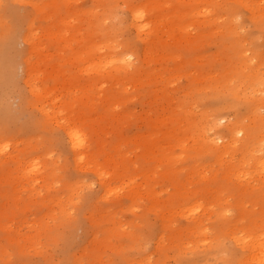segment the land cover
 <instances>
[{
    "label": "rangeland",
    "instance_id": "obj_1",
    "mask_svg": "<svg viewBox=\"0 0 264 264\" xmlns=\"http://www.w3.org/2000/svg\"><path fill=\"white\" fill-rule=\"evenodd\" d=\"M141 1L144 0H0V165L2 166L0 167V264H97L100 259L101 260L98 264H152L156 262H160L162 264H179L181 262V264H222L225 262V260L228 263L225 262L224 264H240L239 260L248 256V250L243 249L235 241L233 235L244 238L248 235L249 230L255 234L262 228L260 226L264 225V183H261L262 181L264 182V179H262V177L264 178V172H262L263 169L260 171L261 169L259 167L258 168L260 170L258 171L255 166V161L258 160L257 156L260 154L259 151L256 150L259 147L260 137L259 134L256 135L250 132L251 130H256L257 127H255L256 121L254 120L255 118L253 117L252 112H248L251 109L249 98L247 95H243L242 93L244 85L247 84H242V81L247 79V77L250 78L252 71H258V69L259 71L264 70V68H262L264 66V52H262L264 51V48L262 49V47H264V16L261 23L252 22V20L249 18V11H247L246 8H243L240 5L238 6V4L229 0H217L219 3V8L217 9L216 15L220 16L218 17L220 19L213 21L214 24L202 25V23H195L194 27L192 26L194 24L189 26V33L188 31H186V33L176 32V38L173 37L174 39H172L168 37L165 39L166 41L164 40V37L160 38L163 39V41L157 43L160 44V46H155L156 49L159 50L157 52V61L155 60L154 63H151L149 68V72L150 70L154 72L152 73V79L150 82L143 83V85H138V87L134 88L131 85L130 88V86L126 84L128 91H125L126 88L122 89V91L110 82H103L105 80L101 81L100 78L99 80L101 83H97L98 81L96 82L98 86L95 84L90 87L88 85V80L93 77H97V75L94 72H80L79 67L82 64L87 65L90 63L91 57L88 58L87 56H83L84 58H80L77 56L73 58L68 57V54L81 46H83L81 49L87 50V48H84V45H88L89 47V38H94L91 40L101 44L105 42L102 39H109L111 43L113 42L112 47L114 48H111V50L115 53L122 52L127 48L132 47V49H135V51L142 53L144 43L140 40V35L137 31V28L132 24L130 11L132 7L141 6ZM258 1L260 2L264 11V2H262L264 0ZM197 5L199 6V3ZM201 5L202 4H200V6ZM229 6L230 8H228ZM161 9V12L165 13L167 11L166 9L168 8L163 5ZM227 9H233L237 14L236 17L238 21H234L231 26L233 27V30L235 29V26L236 30L231 32L232 34L226 32L225 34L223 32V30H225L223 27L229 23V21H227L229 17L226 15ZM145 14L146 13H144L143 18L144 21L146 18L150 20V18ZM55 16H57V19L59 17L65 19L64 23L67 30L64 31L65 40L61 42L57 39H50L44 35V29L47 28L46 26H48V28L52 27V17L55 18ZM222 21L225 22L223 23ZM258 29L261 30L259 31ZM72 31H75V33L73 34ZM142 34L143 33H141V35ZM201 34L203 35L201 36ZM158 35L159 34H157L156 37H158ZM195 35L199 36L197 37ZM156 37L154 38L156 39ZM248 38L250 39L249 41ZM28 39L30 41H34L33 47L35 49L32 46L30 48V44L27 43L29 42ZM234 44L236 46L232 47ZM222 47H224V49H222ZM243 48L245 51L247 50L246 57L243 56L245 55V51H242ZM99 49V51L96 49L94 53L107 54L110 52L107 47H102ZM166 49L173 52L172 56L170 57L165 55V58L159 57L162 56L160 52H167ZM174 49L176 50L174 51ZM37 51L40 52V54H37ZM223 51H225V53ZM174 53L178 55V58L175 59L176 55ZM256 53H260V55H257ZM210 55L212 56L210 57ZM240 55L244 58L240 59ZM128 58H130V60L132 58L131 64H134L133 66L139 65V62L135 60L134 56H130ZM211 58H213V60ZM184 59L186 60L184 61ZM195 60L197 61V64L195 63ZM222 60L223 62H221ZM179 61L183 62V64L182 62L181 64L183 66V72L186 71L184 74L185 77L183 73L178 75L179 77L173 76L171 73V71H174L176 68L182 67ZM31 62L34 63V72H36L35 74L28 69L29 63L31 64ZM228 62H230V64ZM260 62L262 64H260ZM60 66H64L65 68L63 67L64 69H59L58 67ZM63 70L70 72L66 73L69 75V77L66 78V76L61 74ZM188 71H190V73H187ZM57 72L60 73L62 78H66L65 83L63 81L55 83L53 78ZM228 72L230 74H228ZM157 73H159V75ZM156 74L159 77L156 76ZM166 74H170L169 81L168 79L166 80V78L169 76ZM196 76H198L200 79H198ZM220 76L222 78H220ZM174 77L175 79H173ZM194 77L195 79L197 78V82L195 81ZM156 78L158 79L157 83ZM235 78L238 80H235ZM167 82H170L171 84L168 83L167 85ZM162 83H164V85ZM228 83L229 86H227ZM99 84H101V86ZM102 84H104V88L102 87ZM157 84H160L159 86H161V90ZM76 85H78L80 88ZM54 86L55 88H52ZM153 86L155 87L154 91ZM86 87H88V91L90 90L88 92L90 99H88L89 103L85 104L84 106L81 103H83L85 96H81V91L82 88L86 89ZM67 88L71 89L72 92L68 93L69 90ZM93 89H95V92L90 93L91 91H94ZM147 89L148 91H151L148 92ZM98 92H101L100 94L104 93V96L103 94H99V96ZM167 93L171 95L169 96ZM108 94L111 98V102L114 101V103H116V105L112 103L113 107L110 106L111 104H106L107 101L105 100H107L106 97H108ZM91 95L93 96L92 98ZM171 96L173 99H169ZM261 96L264 98V91L261 93ZM165 97L168 98L166 99ZM64 98H76L79 100L78 102L76 101L78 104L75 103V109L78 107L76 109V116L78 119L75 118V115L72 119H75L73 120L75 122L78 120V123L81 121L82 126L84 124L86 129L90 127L87 129L88 140L90 139V141H87V144L90 152L92 153L93 151L92 154L94 160H96L98 163V166H102L100 167L102 172L101 175L98 174V171L94 166H87L86 164L84 165L80 162V164L78 162V164L75 163L76 160L75 157H73L75 156L73 155L74 151L69 144L65 130H63L66 127V123L64 122V116H66V113H64V111L61 112L60 108L61 102ZM93 98V101L98 100V102H91V99ZM157 98H159L161 102ZM54 99H60L61 101L59 100L56 101L57 103H54ZM102 99L103 101H101ZM234 102L236 104H234ZM243 103H247V106H245ZM153 104L156 107H154ZM159 104L161 106H159ZM114 105L116 107H114ZM90 106H93V108ZM109 106L110 108H108ZM100 108H102V111ZM147 110L150 114L147 112ZM261 110L260 114H264V110ZM47 112L51 115H48ZM127 112L129 113V116ZM239 118L241 121H243L244 118L243 123L245 125L247 136H245L246 134L244 135L245 138L243 136L244 140L242 137L238 136V138L240 137L242 140L240 141V138L238 139L241 142H236L238 146L234 143L235 146L230 145V147H224L226 142L230 139L227 128L228 124L235 122ZM54 121H57V124L53 123ZM199 124L203 125V127H199L200 129H203V131H200L202 134L199 135L201 139L193 133L192 135L194 139L192 138L191 134L188 136L187 134L190 133L188 129H192L196 125L200 126ZM248 125L252 127L248 128ZM263 126L264 122L262 127ZM102 130L105 131L102 132ZM175 131L177 133H175ZM149 134L151 136L153 134L155 135L151 137ZM203 134H205V136ZM184 135L186 136L185 138ZM195 135L197 137H194ZM248 135L253 142H250L251 145L244 149V144H246L245 141H248ZM173 138H175L177 141ZM172 140H175L176 142ZM212 140L214 142L216 140V143L212 142ZM132 141L134 142L132 143ZM180 142L181 144L179 145ZM182 142L186 145H184L185 147L183 146L184 148L182 147ZM189 142L193 143L190 144ZM263 143L264 141L261 142V145L264 147ZM228 147L233 151L231 152ZM97 148H99V152L97 151ZM103 148H105V150ZM235 148L239 150L237 151ZM186 149H190V151ZM214 150H217L218 152H214ZM226 150L228 151L230 157ZM208 152L209 154H207ZM212 152L215 153V156ZM255 152H257V154ZM119 153H123L124 155ZM115 154L119 155L116 156L118 158L115 157ZM218 154L222 158H220L222 161L218 158H215L219 157ZM224 154L227 156H223ZM171 155L174 158H172ZM35 156L36 158H34ZM175 156L180 158L182 162ZM18 157L21 159L19 160ZM162 157L164 161L162 160ZM30 158L33 160H30ZM97 158H99L98 161ZM35 159L38 161L40 159L41 161V163L40 161H37L38 171L35 170L34 173L32 172V175L31 173L29 174L27 170H22L23 166L26 165L28 167L26 161H29L30 164H32ZM169 159L171 161H169ZM159 162H162L160 165L162 164L163 168L159 165ZM197 162L202 163L198 164ZM219 162L220 164H218ZM222 162L228 163L222 164ZM21 163L23 164L21 165ZM201 165L204 167H202L203 170H200L199 173L197 170L202 169L200 167ZM243 165L244 167H242ZM249 165H251V167ZM78 166L80 167L78 168ZM248 166L250 168H247ZM253 166H255V168H252ZM38 167H41L39 168L40 170ZM145 167L148 169H145ZM196 167H198L197 170ZM221 168H223L225 171L223 172ZM169 169H172V172L175 170V172L172 173ZM253 169L256 170L257 173L254 172ZM185 170L188 173H185ZM189 170L193 173H190ZM194 170L197 171V173L194 172ZM218 170L222 172L220 173ZM201 171H204V174H202ZM231 171L237 172L232 173ZM213 172L214 174H217H211ZM251 172L253 174H251ZM119 173L121 175H119ZM50 174L52 176H49ZM199 174L204 176L207 174L208 177L205 178L202 175L199 176ZM236 174L243 175H238L240 178L238 177L239 180H237L238 178L236 177ZM163 175H165V178ZM173 175L175 177H173ZM147 176L150 178V180ZM198 176L200 178H198ZM218 176L221 177L219 178ZM190 177L192 179H188ZM105 179L106 181H104ZM177 179H180V181ZM207 179H211L212 181L215 180V183H211V180L206 181ZM169 180L170 182L168 183ZM67 181L68 184H66ZM177 181H179L180 184L177 183ZM201 181L205 182L202 184ZM217 181L218 184L216 183ZM227 181L228 184H225ZM147 182H149V184H146ZM76 183L79 185L77 186ZM131 183L133 186H131ZM107 184H109L111 189L109 193L106 192V188L109 187ZM221 184L222 186H220ZM46 185L48 186V189ZM207 185L209 187H207ZM65 186H67L68 189ZM121 186L124 187V189H121ZM200 186L202 189L203 186L206 188L202 190ZM223 186L225 187L222 188ZM149 187H152V194H150L148 191ZM182 187L184 189L186 188L185 191ZM176 188H178L179 191ZM197 188L200 189L198 190ZM212 188H215V190ZM226 188H229V191L228 189L226 190ZM252 188L257 190L255 191L253 189V191ZM208 189L210 192L207 191ZM189 190L191 191V194L193 193L194 195L191 196ZM200 191H202L204 194H201ZM156 192L158 194H154ZM176 193H179V195ZM167 194L168 196L170 195L171 198H169L170 196L166 197ZM182 194H185L186 196H183ZM224 198L227 199L224 200ZM191 199L193 200L192 204ZM195 201H199L205 210H201V207L198 210L200 215L195 213V211V216H193L190 220V214L192 211L188 212L190 215L189 218L188 213L185 211L182 213L181 209L183 208L182 210H184V207L189 203L190 208L187 209L189 206L185 207V210L187 209L186 211H188L189 209L193 208L191 205L197 204ZM212 203H214V205ZM211 204L213 205L212 207ZM162 207L165 208L162 209ZM178 207L182 208H179L178 210L176 209ZM232 207H235L237 212L234 210L235 208L233 209ZM59 208L62 209L59 210ZM130 208L132 209L130 210ZM174 208L177 211H174ZM133 209L134 211L132 212ZM226 209L227 211H224ZM156 210L160 212L158 213ZM174 212H176V214ZM181 214H187L188 216L183 217ZM213 215H215L216 219ZM93 216L95 218H93ZM217 216L221 217L218 218ZM167 217L169 218L166 219ZM210 219L215 221H209ZM104 220L107 221L104 222ZM172 222H174V224H178L174 226ZM196 223L199 224L200 229L205 228L207 231L202 232V229L199 231L198 229L191 230V228ZM160 228L163 230H159ZM233 228L236 232L232 231ZM212 231H214V233ZM203 233L205 234L204 236L202 235ZM202 237H204V240ZM128 239L130 240L128 241ZM205 240L207 241L205 242ZM201 241H203L204 244L199 243ZM211 241L213 242L212 244ZM181 244H186V246H182ZM210 246H213V248H210ZM241 250L245 253L241 254ZM217 252L218 255L215 254ZM92 253H94L93 256L91 255ZM200 253L203 254L201 255ZM196 254H200L201 256L199 255L197 257ZM230 258L235 259V261H233V259L231 260ZM92 260L93 262H91ZM192 260L194 262H192ZM141 261L143 262L141 263ZM196 261L198 263H196ZM244 262L245 260H243V263Z\"/></svg>",
    "mask_w": 264,
    "mask_h": 264
},
{
    "label": "bare ground",
    "instance_id": "obj_2",
    "mask_svg": "<svg viewBox=\"0 0 264 264\" xmlns=\"http://www.w3.org/2000/svg\"><path fill=\"white\" fill-rule=\"evenodd\" d=\"M229 1H232V2H234V3H236V4H238V6L240 5L241 7H243V8H246V10L247 11H249V14H250V16H249V18H250V20H252V22H255V23H261V21H263L262 20V18H263V16H264V11H263V7L261 6V4H260V2L258 1V0H229ZM262 2H264V1H262ZM141 3H142V5L141 6H139V7H132L131 8V19H132V24L137 28V31H138V33H139V35H140V40L141 41H143V43H144V48L142 49V53H139V52H137V51H135V49H132V48H127L126 50H124V51H122V52H117V53H115V52H113L112 50H111V48H114V47H112L113 45H112V43H111V41L109 40V39H102V40H104L105 42H103V44H101V43H97V42H95L94 40H91V39H94V38H89V47H88V45H84L85 47L84 48H87V50H83V49H81L83 46H81V47H79L78 49H75V50H73V51H71L69 54H68V57H73V58H75V57H80V58H84L83 56H87L88 58H90L91 57V62L90 63H88L87 65H85V64H82L80 67H79V71L80 72H82V71H85V72H87V73H92V72H94L96 75H97V77H93V78H91L90 80H88V85L91 87V86H93V85H95L96 84V82L97 83H101V81H103V80H105V81H103V82H110L111 84H113L115 87H117V88H119V89H125L127 86H126V84H128L129 86L131 85L133 88L134 87H138V85H143V83H148V82H150V80L152 79V73H154L152 70H150V72H149V68H150V64L151 63H154V61L158 58V55H157V52L159 51V50H157L156 49V45H159L160 46V44H157V43H159V42H161V41H163V39H160V38H163L164 37V40L165 39H167L168 37H170V38H172V39H174V38H176V32H184V33H186V31H188V28H189V26L190 25H192V24H194V25H192L193 27L195 26V23H202V25H204V24H214L213 23V21H215L216 19H220V18H218V17H220V16H217L216 15V13H217V9L219 8L218 7V2H217V0H144V1H141ZM199 3V6L197 5ZM222 3V2H221ZM225 3V2H224ZM200 4H202L201 6H200ZM163 5H165V7L166 8H168V9H166L167 11L165 12V13H162L161 12V7L163 6ZM201 8V9H200ZM228 8H230V6L228 7ZM165 10V9H164ZM239 10V9H238ZM240 11V10H239ZM238 11V12H239ZM237 12V13H238ZM144 13H146L145 15H147L149 18H150V20H148V18H146L145 19V21H144ZM226 15H227V17H229L228 18V20L227 21H229V23H227L226 25H225V27H223V28H225V30H223V32L225 33H231V32H233L234 30H236V27L234 26V30H233V27H231L232 26V23L234 22V21H238V19H237V17H236V12L233 10V9H231V10H228L227 9V11H226ZM239 15V14H238ZM248 16V15H247ZM200 18V19H199ZM202 18V19H201ZM221 18H222V15H221ZM223 18H224V15H223ZM143 19V20H142ZM237 19V20H236ZM225 20V19H224ZM249 20V19H248ZM218 21V20H217ZM226 21V22H227ZM65 19L64 18H58L57 19V16H55V18L54 17H52V22H51V26L52 27H49L48 28V26H46L47 28H45L44 29V31H45V36L46 37H48V38H50V39H57L58 41H63V40H65L64 39V31H66L67 30V28L65 27ZM220 22V21H219ZM223 23L225 22V21H222ZM221 22V23H222ZM264 22V21H263ZM262 22V23H263ZM216 23V22H215ZM245 23V22H244ZM243 23V24H244ZM119 24V23H118ZM251 24V23H250ZM92 25V24H91ZM223 25V24H222ZM233 25H235V24H233ZM248 25V24H247ZM261 25V24H260ZM93 26V25H92ZM101 26V25H100ZM103 26V25H102ZM217 26V25H216ZM216 26H215V28H216ZM242 26V25H241ZM263 26V25H262ZM105 27V26H104ZM221 27V26H220ZM215 28H213V29H215ZM219 28V27H218ZM243 28V27H242ZM254 28V27H253ZM252 28V29H253ZM258 28V27H257ZM238 29V28H237ZM222 30V29H221ZM220 30V31H221ZM257 30V29H256ZM259 30V29H258ZM261 30V29H260ZM259 30V31H260ZM190 31H188V33H189ZM195 32V31H194ZM217 32V31H216ZM72 33L74 34L75 33V31L73 32L72 31ZM141 33H143L142 35H141ZM187 33V34H188ZM205 33V32H204ZM225 33V34H226ZM234 33H236V32H234ZM100 34V33H99ZM157 34H159L158 35V37H156L157 36ZM186 34V35H187ZM212 34H213V32H212ZM232 34V33H231ZM80 35V34H79ZM182 35V34H181ZM188 35H190V34H188ZM203 34H201V36H202ZM215 35V34H214ZM252 35V34H251ZM159 36H161V37H159ZM185 36V35H184ZM195 36H197V35H195ZM199 36V35H198ZM197 36V37H198ZM236 36H237V34H236ZM235 36V37H236ZM253 36V35H252ZM251 36V37H252ZM255 36V35H254ZM22 37V36H21ZM97 37H98V35H97ZM154 37H156V39L154 38ZM174 37V38H173ZM229 37V36H228ZM240 37V36H239ZM244 37V36H243ZM250 37V38H251ZM100 38V37H99ZM182 38V37H181ZM185 38V37H184ZM188 38V37H187ZM186 38V39H187ZM201 38H203V37H201ZM201 38H198V39H201ZM210 38V37H209ZM220 38V37H219ZM223 38V37H222ZM225 38V37H224ZM32 39H33V37H32ZM190 39V38H189ZM198 39H196V40H198ZM244 39H245V37H244ZM244 39L242 38V40L244 41ZM259 39V38H258ZM27 40V39H26ZM29 40V39H28ZM246 40V39H245ZM250 39L248 38V41H249ZM264 40V39H263ZM166 41V40H165ZM186 41V40H185ZM203 41H205V40H203ZM226 41V40H225ZM27 42V41H26ZM100 42V41H99ZM174 42V41H173ZM183 42V41H182ZM190 42V41H189ZM222 42V41H221ZM220 42V43H221ZM224 42V41H223ZM27 43H29L30 44V48H31V46L33 47V43H34V41L32 40V41H30L29 40V42H27ZM219 43V42H218ZM243 43V42H242ZM194 44H195V42H194ZM208 44V43H207ZM239 44V43H238ZM119 45V44H118ZM228 45H229V42H228ZM261 45V44H260ZM37 46H39V45H37ZM116 46V45H115ZM156 46V47H155ZM170 46V45H169ZM168 46V47H169ZM190 46V45H189ZM203 46V45H202ZM217 46H218V44H217ZM216 46V47H217ZM234 46H236L235 44L232 46V47H234ZM240 46V45H239ZM264 46V45H263ZM102 47H107V49L110 51L109 53H107L106 51H104L105 53H107V54H98V53H94L95 52V50L97 49H99V48H102ZM161 47H163V46H161ZM183 47V46H182ZM220 47H221V45H220ZM246 47V46H245ZM34 48V47H33ZM40 48V47H39ZM166 48H167V46H166ZM218 48H219V46H218ZM225 48H227V47H225ZM238 48V47H237ZM241 48V47H240ZM239 48V49H240ZM251 48V47H250ZM264 47H262V49H263ZM35 49V48H34ZM33 49V50H34ZM104 49V48H103ZM159 49H160V47H159ZM169 49H170V47H169ZM181 49H183V48H181ZM198 49H201V48H198ZM222 49H224V47H222ZM221 49V50H222ZM228 49V48H227ZM230 49V48H229ZM235 49V48H234ZM100 50V49H99ZM98 50V51H99ZM105 50V49H104ZM167 50V52H164V53H162V52H160V54L162 55V56H159V57H163V58H165V55L166 56H172V53L173 52H171V51H169L168 49H166ZM176 49H174V51H175ZM178 50V49H177ZM187 50V49H186ZM191 50H193V49H191ZM231 50V49H230ZM229 50V51H230ZM241 50V49H240ZM255 50V49H254ZM181 51V50H180ZM180 51H178V52H180ZM214 51V50H213ZM212 51V52H213ZM228 51V52H229ZM239 51V50H238ZM242 51H245L244 50V48H243V50ZM42 52V51H41ZM197 52V51H196ZM208 52V51H207ZM210 52V51H209ZM219 52V51H218ZM224 53H225V51H223ZM246 52H247V50L244 52L245 53V55H243V56H245L246 57ZM252 52V51H251ZM259 52V51H258ZM262 52H264V51H262ZM40 54V52H38L37 51V54ZM187 53V52H186ZM194 53V52H193ZM231 53V52H230ZM249 53H250V50H249ZM30 54V53H29ZM42 54V53H41ZM175 55H176V53H174ZM178 54V53H177ZM184 54V53H183ZM182 54V55H183ZM188 54V53H187ZM208 54V53H207ZM223 54V53H222ZM257 54V53H256ZM175 55H173V56H175ZM206 55V54H205ZM214 55H216V54H214ZM223 55H225V54H223ZM228 55V54H227ZM248 55V54H247ZM257 55H260V53L259 54H257ZM256 55V56H257ZM263 55V54H262ZM130 56H134L135 57V60L136 61H138L139 62V65L138 66H133L131 63V60H132V58H131V60H130V58H128V57H130ZM178 55H176V57H175V59L176 58H178L177 57ZM198 56V55H197ZM196 56V57H197ZM212 55H210V57H211ZM220 56V55H219ZM235 56V55H234ZM243 56H239L240 57V59H242V58H244ZM249 56V55H248ZM254 56V55H253ZM252 56V57H253ZM48 57V56H47ZM192 57V56H191ZM196 57H195V59H196ZM199 57V56H198ZM197 57V58H198ZM209 57V58H210ZM225 57V56H224ZM162 58V59H163ZM208 58V57H207ZM213 58H215V57H213ZM213 58H211L212 60H213ZM229 58V57H228ZM169 59V58H168ZM199 59V58H198ZM210 59V60H211ZM216 59V58H215ZM237 59H238V57H237ZM250 59V58H249ZM255 59V58H254ZM258 59V58H257ZM261 59V58H260ZM186 59H184V61H185ZM246 60H247V58H246ZM245 60V61H246ZM252 60H253V58H252ZM157 61V60H156ZM164 61V60H163ZM241 61H243V60H241ZM251 61V60H250ZM250 61H248V62H250ZM256 61V60H255ZM40 62V61H39ZM45 62V61H44ZM180 62V61H179ZM182 62V61H181ZM181 62H180V64H181ZM207 62V61H206ZM209 62V61H208ZM221 62H223V60L221 61ZM258 62V61H257ZM263 62H264V59H263ZM46 63V62H45ZM178 63V62H177ZM195 63L197 64V61L195 60ZM219 63V62H218ZM229 64H230V62H228ZM227 63V64H228ZM250 63H253V62H250ZM136 64V63H135ZM169 64V63H168ZM180 64H178V65H180ZM182 64H183V62H182ZM182 64H181V66H182ZM203 64H204V62H203ZM227 64H226V67H227ZM246 64H248V63H246ZM255 64V63H254ZM258 64V63H257ZM260 64H262L261 62H260ZM166 65V64H165ZM185 65V64H184ZM189 65V64H188ZM187 65V66H188ZM216 65V64H215ZM55 66V65H54ZM58 66V65H57ZM152 66V65H151ZM190 66V65H189ZM204 66V65H203ZM229 66V65H228ZM250 66H251V64H250ZM249 66V67H250ZM254 66V65H253ZM261 66V65H260ZM62 66H60V67H58L59 69H64L63 67L61 68ZM156 67V66H155ZM196 67H198V66H196ZM245 67V66H244ZM252 67V66H251ZM250 67V68H251ZM57 68V69H58ZM154 68V67H153ZM188 68V67H187ZM192 68V67H191ZM248 68V67H247ZM261 68V67H260ZM262 68H264V66L262 67ZM29 71H32L34 74L36 73V72H34L35 71V66H34V63L33 62H31V64L29 63ZM58 69V70H59ZM156 69V68H155ZM154 69V70H155ZM198 69V68H197ZM222 69V68H221ZM244 69V68H243ZM1 70V69H0ZM53 70H54V67H53ZM186 70V69H185ZM188 70V69H187ZM246 70V69H245ZM252 70V69H251ZM57 71V70H56ZM60 71V70H59ZM156 71V70H155ZM158 71H159V69H158ZM166 71V70H165ZM184 70H183V66L182 67H179V68H176L174 71H171V73H172V75L173 76H178V75H181L182 73H183V75L185 74V72H183ZM198 71H200V70H198ZM221 71V70H220ZM224 71V70H223ZM235 72V71H234ZM66 73H70V72H66L65 70H63L62 71V75H64V76H66V78L67 77H69V75L68 74H66ZM187 73H190V71H188ZM192 73V72H191ZM195 73H197V72H195ZM195 73H193V74H195ZM219 73V72H218ZM217 73V74H218ZM33 74V75H34ZM158 75H159V73H157ZM156 74V76H158ZM164 74V73H163ZM162 74V75H163ZM202 74V73H201ZM228 74H230L229 72H228ZM235 74V73H234ZM161 75V76H162ZM166 75H169L168 76V78H166V80L168 79V81H169V77H170V74H166ZM171 75V76H172ZM192 75V74H191ZM191 75H189V76H191ZM198 75V74H197ZM209 75V74H208ZM250 75V74H249ZM36 76V75H35ZM161 76H160V78H161ZM172 76V77H173ZM201 76H203V75H201ZM204 76H205V74H204ZM212 76V75H211ZM210 76V77H211ZM215 76V75H214ZM230 76V75H229ZM71 77H72V75H71ZM159 77V76H158ZM171 77V78H172ZM179 77V76H178ZM180 77H182V76H180ZM184 77H185V75H184ZM196 77H198V76H196ZM224 77V76H223ZM238 77V76H237ZM236 77V78H237ZM35 78V77H34ZM65 77H63L62 78V76L60 75V73L59 72H57L56 74H55V77L53 78L54 79V81H55V83L56 82H59V81H63L64 83H65V79H66ZM101 78V79H100ZM193 78V77H192ZM220 78H222L221 76H220ZM235 78V80H238V79H236ZM49 79H51V78H49ZM101 81H100V80ZM157 79V78H156ZM162 79V78H161ZM173 79H175V77L173 78ZM172 79V80H173ZM194 79H195V77H194ZM198 79H200L199 77H198ZM208 79V78H207ZM206 79V80H207ZM218 79V78H217ZM229 79V78H228ZM48 80V79H47ZM165 80V81H166ZM191 80H193V79H191ZM197 80V78L195 79V81ZM204 80V79H203ZM220 80V79H219ZM218 80V81H219ZM233 80H234V77H233ZM156 81V80H155ZM190 81V80H189ZM188 81V82H189ZM194 81V80H193ZM102 82V83H103ZM158 82V79H157V81H156V83ZM163 82V81H162ZM172 82V81H171ZM192 82V81H191ZM197 82V81H196ZM202 82V81H201ZM208 82V81H207ZM231 82V81H230ZM68 83H70V82H68ZM67 83V84H68ZM79 83H81V82H79ZM79 83H78V85H79ZM159 83H160V81H159ZM168 83L169 84H171L170 82H167V85H168ZM216 83V82H215ZM71 84V83H70ZM106 84V83H105ZM109 84V83H108ZM151 84V83H150ZM150 84H148V85H150ZM153 84V83H152ZM163 85H164V83H162ZM197 84V83H196ZM206 84V83H205ZM230 84H232V83H230ZM242 84H247V85H244V89L242 90L243 92V95H247L248 96V98H249V102H250V107H251V109H250V111H248L249 113L250 112H252V115H253V117L255 118L254 120L256 121H254L255 123H256V126L255 127H257L256 128V130H251L250 132H252V133H254V134H259V137H260V141H259V147L256 149V150H258L259 151V155L257 156L258 157V160H256L255 161V166H256V168L258 169V171L260 170V171H262V169H263V171L262 172H264V147L261 145V142L262 141H264V126L262 127V125H263V122H264V116H262V115H264V114H260V110L262 109V110H264V98H263V96H261V93H263V91H264V70L263 71H259V69H258V71H252V74L250 75V78H248L247 77V79H244L243 81H242ZM69 85V84H68ZM67 85V86H68ZM78 85H76V86H78ZM97 85V84H96ZM100 86H101V84H99ZM147 85V84H146ZM158 85V84H157ZM160 85V84H159ZM158 85V87L160 88V90H161V86H159ZM166 85V86H167ZM211 85V84H210ZM56 86V85H55ZM55 86L54 87H52V88H55ZM70 86V85H69ZM98 86V85H97ZM104 86V84H102V87ZM131 86H130V88H131ZM207 86V85H206ZM212 86V85H211ZM223 86V85H222ZM227 86H229V83H228V85ZM233 86V85H232ZM79 87V86H78ZM77 87V88H78ZM85 87V86H84ZM90 87H89V89H90ZM145 87V86H144ZM152 87V86H151ZM150 87V88H151ZM191 87V86H190ZM193 87V86H192ZM202 87V86H201ZM216 87V86H215ZM72 88V87H71ZM80 88V87H79ZM87 88L88 87H86V89H84V88H82V97L83 96H85L84 97V100H83V103H81V104H83L84 106H85V104H88L89 103V100L88 99H90V97H89V94H88V92L90 91H88L87 90ZM104 88V87H103ZM130 88H128V89H130ZM142 88V87H141ZM154 86H153V91H154ZM207 88V87H206ZM221 88V87H220ZM229 88V87H228ZM236 88H237V86H236ZM69 91H68V93L69 92H72L71 91V89H69V88H67ZM67 89H66V91H67ZM139 89V88H138ZM163 89V88H162ZM167 89V88H166ZM177 89H179V88H177ZM187 89V88H186ZM192 89V88H191ZM217 89V88H216ZM233 89V88H232ZM80 90V89H79ZM94 91H91L90 93H92V92H95V89H93ZM105 90H107V89H105ZM133 90V89H132ZM195 90V89H194ZM123 91V90H122ZM125 91H128L127 90V88L125 89ZM124 91V92H125ZM145 91V90H144ZM147 91H148V89H147ZM151 91V90H150ZM150 91H148V92H150ZM152 91V92H153ZM170 91V90H169ZM187 91V90H186ZM197 91V90H196ZM199 91V90H198ZM262 91V92H261ZM216 92H218V91H216ZM224 92V91H223ZM239 92H241V91H239ZM97 93V92H96ZM101 92H98V95L100 94ZM166 93V92H165ZM189 93V92H188ZM80 94V93H79ZM86 94V95H85ZM103 94V96H104V93H102ZM102 94H100V95H102ZM124 94V93H123ZM136 94V93H135ZM139 94V93H138ZM167 94H169V93H167ZM229 94H230V92H229ZM258 96H257V95ZM99 95V96H100ZM107 95V94H106ZM116 95H118V94H116ZM151 95V94H150ZM158 95H159V92H158ZM171 94H169V96H170ZM218 95V94H217ZM238 95V94H237ZM236 95V96H237ZM69 96V95H68ZM67 96V97H68ZM215 96V95H214ZM71 97H72V95H71ZM80 97V96H79ZM93 96L91 95V98H92ZM115 97V96H114ZM158 97V96H157ZM188 97V96H187ZM208 97V96H207ZM2 98V97H1ZM107 98V100H105V101H107V103L106 104H111L110 106H112V103H114V101L113 102H111V98L109 97V94H108V97H106ZM129 98V97H128ZM156 98V97H155ZM163 98V97H162ZM166 98V97H165ZM168 98V97H167ZM166 98V99H167ZM172 98V96L169 98V99H171ZM196 98V97H195ZM227 98V97H226ZM232 98V97H231ZM10 99V98H9ZM65 99V98H64ZM63 99V101L61 102V112H63L64 111V113H66V116H64V122L66 123V127L63 129V130H65V133H66V136H67V138H68V141H69V144H70V146H71V148L73 149V151H74V154L73 155H75V156H73V157H75V160H76V162L75 163H81V164H86L87 166H94L95 168H96V170L98 171V174H102V172H101V168L100 167H102V166H98V163L96 162V160H94V157H93V151H92V153L90 152V150H89V147H88V142L87 141H90V139L88 140V131H87V129H89L90 127H88L87 129H86V127L84 126V124H83V126H82V124H81V121L78 123V120L75 122V121H73V120H75V119H72L73 117H74V115L76 116V113H77V111H76V109L78 108H76L75 109V103H76V101L78 102L79 100L78 99H76V98H71V99H65L64 100ZM82 99V98H81ZM97 99V98H96ZM116 99V98H115ZM123 99H125V98H123ZM122 99V100H123ZM148 99V98H147ZM153 99V98H152ZM158 100H159V98H157ZM173 99V98H172ZM190 99H191V97H190ZM55 101H54V103H57L56 101H59V100H56V99H54ZM92 101L91 102H98V100H96V101H93L94 100V98L93 99H91ZM194 100V99H193ZM233 100H235V99H233ZM3 101V100H2ZM61 101V100H60ZM81 101V100H80ZM101 101H103V99L101 100ZM127 101V100H126ZM160 101V100H159ZM164 101V100H163ZM172 101V100H171ZM196 101V100H195ZM121 102V101H120ZM156 102H158V101H156ZM161 102V101H160ZM212 102H214V101H212ZM235 102H237V101H235ZM234 102V104H236ZM100 103V102H99ZM102 103V102H101ZM105 103V102H104ZM146 103V102H145ZM185 103V102H184ZM76 104H78V103H76ZM115 105H116V103H114ZM156 104H158V103H156ZM161 104V103H160ZM159 104V106H161ZM163 104V103H162ZM225 104H226V102H225ZM230 104V103H229ZM232 104V103H231ZM233 104V105H234ZM243 104H245V106H247L246 104L247 103H243ZM82 105V106H83ZM114 105V107H116ZM154 105V104H153ZM168 105V104H167ZM166 105V106H167ZM214 105V104H213ZM232 105V106H233ZM79 106H81V105H79ZM83 106V107H84ZM87 106V105H86ZM105 106V105H104ZM103 106V107H104ZM110 106L108 107V108H110ZM176 106H178V105H176ZM227 106V105H226ZM88 107V106H87ZM91 108H93V106H90ZM113 107V106H112ZM118 107V106H117ZM154 107H156L155 105H154ZM180 107V106H179ZM222 107V106H221ZM42 108V107H41ZM82 108V107H81ZM80 108V109H81ZM176 108V107H175ZM174 108V109H175ZM183 108V107H182ZM181 108V109H182ZM198 108V107H197ZM227 108H229V107H227ZM248 108V107H247ZM246 108V109H247ZM43 109V108H42ZM85 109V108H84ZM102 108H100V110H101ZM104 109V108H103ZM116 109V108H115ZM156 109V108H155ZM170 109V108H169ZM173 109V110H174ZM180 109V110H181ZM83 110V109H82ZM99 110V109H98ZM107 110V109H106ZM112 110V109H111ZM152 110V109H151ZM153 110H154V108H153ZM168 110V109H167ZM166 110V111H167ZM178 110V109H177ZM191 110V109H190ZM230 110V109H229ZM261 110V111H262ZM102 111V110H101ZM150 111V110H149ZM234 111V110H233ZM84 112V111H83ZM85 112H86V110H85ZM147 112H148V110H147ZM154 112H155V110H154ZM179 112H181V111H179ZM247 112V113H248ZM63 113V114H64ZM100 113V112H99ZM128 113V112H127ZM149 113V112H148ZM177 113H178V111H177ZM237 113V112H236ZM47 114L48 115H51L50 113H48L47 112ZM80 114V113H79ZM82 114V113H81ZM150 114V113H149ZM180 114V113H179ZM203 114V113H202ZM245 114V113H244ZM121 115V114H120ZM243 115V114H242ZM261 115V116H260ZM96 116V115H95ZM99 116V115H98ZM107 116H109V115H107ZM128 116H129V113H128ZM146 116V115H145ZM153 116H155V115H153ZM203 116V115H202ZM232 116V115H231ZM14 117V116H13ZM56 117V116H55ZM87 117V116H86ZM133 117V116H132ZM148 117H149V115H148ZM239 117V116H238ZM4 118V117H3ZM11 118V117H10ZM52 118V117H51ZM76 119H78L77 118V116L75 117ZM81 118H82V116H81ZM126 118V117H125ZM178 118V117H177ZM213 118V117H212ZM219 118V117H218ZM241 118V117H240ZM235 119L236 121L235 122H233V123H229L228 124V126H227V128H228V132H229V140L227 141L226 139V145L224 146V147H227V146H229L230 147V145H233V146H235L234 145V143L235 144H237L238 143V139L240 138V137H242V139H243V136L245 135V136H247V133H246V129H245V125H244V123H243V121H244V118H243V121H241V119ZM56 119V118H55ZM55 119H53V120H55ZM61 119V118H60ZM220 119V118H219ZM58 120V119H57ZM62 120V119H61ZM89 120V119H88ZM103 120V119H102ZM213 120V119H212ZM100 121H101V119H100ZM216 121V120H215ZM231 121V120H230ZM234 121V120H233ZM262 121V122H261ZM57 121H54L53 123H56ZM59 122V121H58ZM102 122V121H101ZM222 122V121H221ZM250 122H252V121H250ZM84 123V122H83ZM100 123V122H99ZM175 123H176V121H175ZM197 123V122H196ZM57 124V123H56ZM87 124V123H86ZM85 124V125H86ZM151 124V123H150ZM172 124V123H171ZM221 124V123H220ZM59 125V124H58ZM64 125V124H63ZM103 125V124H102ZM145 125V124H144ZM200 125V124H199ZM214 125V124H213ZM61 126V125H60ZM150 126V125H149ZM160 126V125H159ZM186 126V125H185ZM207 126V125H206ZM249 126V125H248ZM191 127V126H190ZM201 127H203V125H200V126H194V128H190V129H188V131L190 132L189 134H187L188 136L191 134V136H192V138H193V135H192V133L193 134H196L198 137H199V135L200 134H202L200 131H203V129H200ZM210 127V126H209ZM250 127H252V126H249L248 128H250ZM108 128V127H107ZM149 128V127H148ZM188 128H189V126H188ZM247 128V127H246ZM253 128H254V126H253ZM263 128V129H262ZM60 129V128H59ZM156 129V128H155ZM255 129V128H254ZM100 130V129H99ZM171 130V129H170ZM183 130V129H182ZM208 130H210V129H208ZM218 130V129H217ZM92 131V130H91ZM103 131H105V130H102V132ZM177 131V130H176ZM175 131V133H177ZM185 131V130H184ZM99 132V131H98ZM160 133V132H159ZM174 133V134H175ZM90 134V133H89ZM143 134V133H142ZM141 134V135H142ZM146 134V133H145ZM151 134V133H150ZM149 134V135H150ZM210 134V133H209ZM248 134H250V133H248ZM95 135V134H94ZM153 135H155V134H153ZM153 135L151 136V137H153ZM194 136V137H197V136ZM204 136H205V134H203ZM90 136H92V135H90ZM99 136V135H98ZM190 136V137H191ZM202 136V135H201ZM238 136H240L239 138H238ZM245 136H244V138H245ZM56 137V136H55ZM186 136L184 135V138H185ZM91 138V137H90ZM200 138V137H199ZM65 139V138H64ZM173 139H175V138H173ZM180 139H183V138H180ZM194 139V138H193ZM201 139V138H200ZM213 139V138H212ZM217 139V138H216ZM159 140V139H158ZM176 140V139H175ZM175 140H172V141H174V142H176ZM185 140V139H184ZM204 140V139H203ZM208 140H209V138H208ZM244 140V139H243ZM67 141V142H68ZM128 141V140H127ZM130 141V140H129ZM218 141V140H217ZM240 141H242L241 140V138H240ZM239 141V142H240ZM134 141H132V143H133ZM184 142V141H183ZM182 142V143H183ZM186 142H187V140H186ZM185 142V143H186ZM209 142H211V141H209ZM208 142V143H209ZM212 142H214L213 140H212ZM211 142V143H212ZM237 142V143H236ZM250 142H253L251 139H250V137H249V135H248V141L246 142L245 141V143L246 144H244V149L247 147H249L250 145H251V143ZM94 143H95V141H94ZM123 143V142H122ZM122 143H120V144H122ZM190 144H192L191 142H189ZM214 143H216V140H215V142ZM241 143V142H240ZM119 144V145H120ZM176 144V143H175ZM181 144V142L179 143V145ZM196 144H198V143H196ZM201 144V143H200ZM205 144V143H204ZM264 144V143H263ZM108 145V144H107ZM177 145H178V143H177ZM185 144L183 143V145H182V147L184 146ZM188 145V144H187ZM202 145V144H201ZM213 145V144H212ZM219 145H222V144H219ZM219 145H217V146H219ZM94 146V145H93ZM100 146V145H99ZM158 146H160V145H158ZM186 146V145H185ZM184 146V147H185ZM196 146H198V145H196ZM237 146H238V144H237ZM240 146H241V144H240ZM240 146H239V148H240ZM243 146V145H242ZM69 147V146H68ZM97 147V146H96ZM101 147V146H100ZM120 147V146H119ZM180 147V146H179ZM183 147V148H184ZM211 147V146H210ZM220 147V146H219ZM218 147V148H219ZM223 147V148H224ZM228 147V148H229ZM95 148V147H94ZM121 148V147H120ZM213 148V147H212ZM217 148V147H216ZM215 148V149H216ZM222 148V147H221ZM220 148V149H221ZM227 148V149H228ZM242 148V147H241ZM92 149V148H91ZM98 149L99 148H97V151H98ZM104 150H105V148H103ZM107 149V148H106ZM109 149V148H108ZM112 149H114V148H112ZM191 149V148H190ZM190 149H186V150H189L190 151ZM194 149V148H193ZM198 149V148H197ZM233 149V148H232ZM236 149V148H235ZM234 149V150H235ZM243 149V148H242ZM251 149V148H250ZM255 149V148H254ZM62 150V149H61ZM207 150H209V149H207ZM207 150H206V152H207ZM229 150H230V148H229ZM237 150V149H236ZM235 150V151H236ZM239 150V149H238ZM237 150V151H238ZM20 151V150H19ZM72 151V152H73ZM97 151L95 150V152L97 153ZM100 151V150H99ZM98 151V152H99ZM109 151V150H108ZM152 151H154V150H152ZM197 151V150H196ZM195 151V152H196ZM205 151V150H204ZM215 151H217V150H214V152ZM231 152L233 151V150H230ZM254 151V150H253ZM21 152V151H20ZM107 152V151H106ZM106 152H103V153H106ZM110 152V151H109ZM112 152V151H111ZM119 152V151H118ZM165 152V151H164ZM192 152V151H191ZM194 152V151H193ZM200 152V151H199ZM205 152V153H206ZM214 152H212V153H214ZM218 152V151H217ZM222 152V151H221ZM226 152H227V154H228V151L226 150ZM241 152V151H240ZM250 152V151H249ZM60 153V152H59ZM115 153V152H114ZM166 153V152H165ZM188 153V152H187ZM197 153H198V151H197ZM196 153V154H197ZM203 153V152H202ZM230 153V152H229ZM254 153V152H253ZM256 154H257V152H255ZM101 154V153H100ZM116 154H118V153H116ZM115 154V157L116 156H119V155H116ZM119 154H123V153H119ZM160 154V153H159ZM193 154V153H192ZM207 154H209V152L207 153ZM240 154V153H239ZM245 154V153H244ZM247 154V153H246ZM17 155V154H16ZM58 155H60V154H58ZM124 155V154H123ZM157 155V154H156ZM202 155V154H201ZM200 155V156H201ZM217 155V154H216ZM226 154H224L223 156H225ZM229 155V154H228ZM150 156V155H149ZM165 156V155H164ZM168 156V155H167ZM172 156V155H171ZM181 156V155H180ZM211 156V155H210ZM214 156H215V153H214ZM218 156H219V154H218ZM227 156V155H226ZM23 157V156H22ZM43 157H44V155H43ZM52 157V156H51ZM58 157V156H57ZM98 157V156H97ZM158 157V156H157ZM175 157H177V156H175ZM190 157V156H189ZM191 157H192V155H191ZM207 157V156H206ZM229 157H230V155H229ZM243 157V156H242ZM253 157V156H252ZM33 158V157H32ZM32 158H30V160L32 159ZM34 158H36V156L34 157ZM116 158H118V157H116ZM172 158H174L173 156H172ZM178 158V157H177ZM193 158V157H192ZM191 158V159H192ZM208 158V157H207ZM213 158V157H212ZM215 158H218V159H220L221 157L219 156V157H215ZM232 158H233V156H232ZM11 159V158H10ZM13 159V158H12ZM18 159H19V157H18ZM21 159V158H20ZM19 159V160H20ZM23 159H24V157H23ZM68 159V158H67ZM74 159V158H73ZM98 159L99 158H97V161H98ZM101 159V158H100ZM178 159H180V158H178ZM177 159V160H178ZM211 159V158H210ZM222 159V158H221ZM220 159V160H221ZM226 159V158H225ZM33 160V159H32ZM74 160V161H75ZM125 160V159H124ZM154 160V159H153ZM162 160H163V157H162ZM195 160V159H194ZM216 160V159H215ZM252 160H254V159H252ZM13 161H14V159H13ZM15 161H17V160H15ZM37 161L38 160H34V162L32 163V164H30V162L29 161H26L27 163V165H28V167L25 165V166H23L22 167V170L23 169H25V170H27V172H29V174L31 173L32 175H33V173H34V171L35 170H37ZM39 161H40V159H39ZM38 161V162H39ZM69 161V160H68ZM101 161H102V159H101ZM136 161V160H135ZM149 161V160H148ZM161 161V160H160ZM164 161V160H163ZM169 161H171L170 159H169ZM179 161V160H178ZM180 161L182 162V160L180 159ZM186 161V160H185ZM197 161V160H196ZM207 161H208V159H207ZM211 161V160H210ZM214 161V160H213ZM222 161V160H221ZM236 161V160H235ZM241 161H242V159H241ZM251 161V160H250ZM250 161H248V162H250ZM24 162V161H23ZM151 162V161H150ZM191 162V161H190ZM190 162H189V165H190ZM193 162V161H192ZM202 162H204V161H202ZM201 162V163H202ZM216 162H217V160H216ZM232 162V161H231ZM25 163V162H24ZM40 163H41V161H40ZM77 163V164H78ZM79 163V164H80ZM105 163V162H104ZM122 163V162H121ZM160 163H162V162H159V165H160ZM175 163H177V162H175ZM196 163V162H195ZM194 163V164H195ZM198 163V162H197ZM201 163H198V164H201ZM225 163H228V162H225ZM225 163H223L222 162V164H225ZM239 163V162H238ZM246 163V162H245ZM252 163H253V161H252ZM252 163H250V164H252ZM9 164V163H8ZM7 164V165H8ZM15 164V163H14ZM23 163H21V165H22ZM145 164V163H144ZM158 164V163H157ZM178 164V163H177ZM184 164V163H183ZM210 164H211V162H210ZM214 164H215V162H214ZM218 164H220V162L218 163ZM234 164V163H233ZM247 164V163H246ZM20 165V164H19ZM41 165V164H40ZM40 165H38V166H40ZM156 165V164H155ZM154 165V166H155ZM172 165V164H171ZM182 165V164H181ZM186 165H187V163H186ZM196 165V164H195ZM205 165H207V164H205ZM235 165V164H234ZM241 165V164H240ZM143 166H145V165H143ZM160 166H162V164L160 165ZM176 166V165H175ZM174 166V167H175ZM178 166V165H177ZM183 166V165H182ZM208 166V165H207ZM207 166H205V167H207ZM211 166H213V165H211ZM218 166V165H217ZM221 166V165H220ZM225 166V165H224ZM239 166V165H238ZM250 167H251V165H249ZM247 167V168H250V167ZM255 166H253L252 168H255ZM0 167H2L1 165H0ZM20 167V166H19ZM51 167V166H50ZM68 167V166H67ZM80 166H78V168H79ZM150 167H151V165H150ZM184 167H185V165H184ZM201 168L202 167H204V166H200ZM216 167V166H215ZM214 167V168H215ZM232 167H234V166H232ZM240 167V166H239ZM242 167H244V165L242 166ZM260 169H259V168ZM39 168H41V167H38V169ZM155 168H156V166H155ZM162 168H163V166H162ZM173 168V167H172ZM194 168V167H193ZM216 168H218V167H216ZM223 168H226V167H223ZM223 168H221L222 169V171L224 172L225 170H223ZM241 168V167H240ZM246 168V167H245ZM68 169V168H67ZM112 169V168H111ZM145 169H148V168H146L145 167ZM157 169H158V167H157ZM157 169H155V170H157ZM175 169V168H174ZM179 169V168H178ZM198 169V167H196V170ZM204 169H206V168H204ZM228 169V168H227ZM237 169H239V168H237ZM40 170V169H39ZM95 170V171H96ZM104 170V169H103ZM154 170V171H155ZM171 172H172V169H169ZM175 170H177V169H175ZM175 170L173 171V172H175ZM180 170V169H179ZM200 170H203V168L202 169H199V170H197L198 172L200 171ZM215 170V169H214ZM229 170V169H228ZM249 170V169H248ZM251 170V169H250ZM38 171V170H37ZM129 171V170H128ZM159 171V170H158ZM157 171V172H158ZM190 171V170H189ZM197 171H195L194 170V172H196L197 173ZM205 171V170H204ZM204 171H201L202 172V174H204ZM219 171V170H218ZM221 171V172H222ZM239 171V170H238ZM252 171V170H251ZM253 171L254 172H256L257 173V171L256 170H254L253 169ZM33 172V173H32ZM48 172V171H47ZM54 172V171H53ZM103 172H105V171H103ZM115 172V171H114ZM121 172V171H120ZM125 172H127V171H125ZM172 172V173H173ZM187 171L185 170V173H186ZM217 172V171H216ZM220 172V171H219ZM220 172V173H221ZM232 173H234L233 171H231ZM231 172H229V173H231ZM237 172V171H236ZM235 172V173H236ZM239 172H241V171H239ZM261 172V173H262ZM26 173V172H25ZM83 173V172H82ZM107 173V172H106ZM112 173H113V171H112ZM112 173H111V175H112ZM151 173H152V171H151ZM155 173V172H154ZM162 173V172H161ZM188 173V172H187ZM190 173H193V172H191L190 171ZM189 173V174H190ZM195 173V175L197 176V174ZM200 173V172H199ZM207 173V172H206ZM210 173V172H209ZM219 173V174H220ZM243 173V172H242ZM245 173V172H244ZM49 174V173H48ZM47 174V175H48ZM53 174V173H52ZM55 174V173H54ZM109 174V173H108ZM126 174V173H125ZM128 174H130V173H128ZM147 174V173H146ZM157 174V173H156ZM202 174H199V176L200 175H202ZM208 174V173H207ZM207 174H206V176H204V175H202V176H204L205 178L206 177H208L207 176ZM211 174H214V172L213 173H211ZM215 174H217V173H215ZM214 174V175H215ZM251 174H253L252 172H251ZM255 174V173H254ZM263 174V173H262ZM27 175V174H26ZM36 175V174H35ZM119 175H121L120 173H119ZM149 175V174H148ZM159 175V174H158ZM171 175V174H170ZM186 175V174H185ZM210 175V174H209ZM237 175V174H236ZM239 175V174H238ZM236 176L237 178L240 176V175H243V174H240L239 176ZM49 176H52L51 174L49 175ZM54 176V175H53ZM104 176V175H103ZM114 176V175H113ZM154 176V175H153ZM189 176V175H188ZM190 176H191V174H190ZM194 176V175H193ZM195 176V177H196ZM198 176V178H200ZM213 176V175H212ZM234 176V175H233ZM31 177V176H30ZM98 177V176H97ZM106 177H107V175H106ZM148 177V176H147ZM157 177V176H156ZM162 177V176H161ZM163 177L165 178V175H163ZM162 177V178H163ZM173 177H175L174 175H173ZM192 177V176H191ZM188 178V179H192V178ZM211 177V176H210ZM219 177V176H218ZM221 177V176H220ZM219 177V178H220ZM245 177V176H244ZM244 177H242V178H244ZM76 178V177H75ZM149 178V177H148ZM177 178V177H176ZM175 178V179H176ZM203 178V177H202ZM205 178H204V180H205ZM213 178V177H212ZM211 178V179H212ZM233 178V177H232ZM236 178V179H237ZM240 178V177H239ZM239 178L237 179V180H239ZM246 178V177H245ZM28 179H29V177H28ZM35 179V178H34ZM44 179V178H43ZM49 179H51V178H49ZM145 179V178H144ZM166 179L168 180V178L166 177ZM173 179V178H172ZM187 179V180H188ZM211 179H207L206 181H209V180H211ZM256 179V178H255ZM262 179H264L263 177H262ZM53 180V179H52ZM131 180H132V177H131ZM149 180H150V178H149ZM148 180V181H149ZM151 180H152V178H151ZM177 180H179L180 181V179H177ZM182 180V179H181ZM195 180H197V179H195ZM220 180V179H219ZM222 180H223V177H222ZM227 180V179H226ZM230 180V179H229ZM244 180V179H243ZM242 180V181H243ZM35 181V180H34ZM33 181V182H34ZM45 181H49V180H45ZM44 181V182H45ZM103 181V180H102ZM101 181V182H102ZM104 181H106V179L104 180ZM115 181V180H114ZM123 181V180H122ZM121 181V182H122ZM163 181V180H162ZM173 181H175V180H173ZM179 181H177V183H179ZM198 181V180H197ZM215 180H211V183H215L214 182ZM249 181H250V179H249ZM124 182V181H123ZM126 182V181H125ZM130 182H132V181H130ZM152 182V181H151ZM166 182V181H165ZM170 182V180L168 181V183ZM192 182V181H191ZM193 182H194V178H193ZM198 182H200V181H198ZM202 182V181H201ZM203 182H205V181H203ZM203 182H202V184H203ZM261 182V181H260ZM52 183V182H51ZM185 183V182H184ZM207 183H209V182H207ZM217 184H218V181L216 182ZM232 183V182H231ZM234 183H238V182H234ZM240 183V182H239ZM246 183V182H245ZM252 183V182H251ZM258 183V182H257ZM261 183H264L263 181L261 182ZM65 184V183H64ZM66 184H68V181H67V183ZM72 184V183H71ZM77 184V183H76ZM85 184V183H84ZM90 184V183H89ZM99 184V183H98ZM126 184H128V183H126ZM125 184V185H126ZM132 184V183H131ZM146 184H149V182H147ZM180 184V183H179ZM183 184V183H182ZM181 184V185H182ZM191 184V183H190ZM217 184H214V185H217ZM225 184H228V181H227V183H225ZM225 184H223V185H225ZM79 184H77V186H78ZM156 185V184H155ZM204 185H205V183H204ZM261 185V184H260ZM36 186V185H35ZM47 186V185H46ZM107 186H109V184H107ZM131 186H133V184L131 185ZM147 186V185H146ZM169 186H170V184H169ZM174 186V185H173ZM179 186V185H178ZM183 186V185H182ZM185 186H186V184H185ZM199 186V185H198ZM202 186V185H201ZM201 186H200V188H201ZM206 186V185H205ZM205 186H203V189L204 188H206ZM220 186H222V184L220 185ZM232 186V185H231ZM235 186V185H234ZM233 186V187H234ZM249 186V185H248ZM251 186V185H250ZM255 186V185H254ZM33 187V186H32ZM50 187V186H49ZM65 187H67V186H65ZM64 187V188H65ZM122 187V186H121ZM207 187H209L208 185H207ZM212 187V186H211ZM225 186H223L222 188H224ZM230 187V186H229ZM232 187V188H233ZM237 187V186H236ZM257 187V186H256ZM44 188H45V186H44ZM79 188V187H78ZM128 188V187H127ZM168 188V187H167ZM166 188V189H167ZM175 188V187H174ZM183 188V187H182ZM186 188H187V186H186ZM185 188V189H186ZM199 188V189H200ZM47 189H48V186H47ZM67 189H68V187H67ZM71 189V188H70ZM83 189V188H82ZM121 189H124V187H122ZM120 189V190H121ZM176 189H178V188H176ZM184 189V188H183ZM185 189H184V191H185ZM198 189V188H197ZM198 189V190H199ZM202 189V188H201ZM202 189V190H203ZM211 189V188H210ZM213 189V188H212ZM228 189V191H229V188H226V190ZM254 188H252V190H253ZM259 189V188H258ZM262 189V188H261ZM72 190V189H71ZM76 190V189H75ZM79 190V189H78ZM173 190V189H172ZM196 190V189H195ZM197 190V191H198ZM213 190H215V188L213 189ZM213 190H211V191H213ZM226 190H224L225 192H227ZM231 190V189H230ZM251 190V191H252ZM255 190V189H254ZM253 190V191H254ZM257 190V189H256ZM255 190V191H256ZM38 191V190H37ZM40 191V190H39ZM68 191V190H67ZM111 191V189H110V186L108 187V188H106V192L107 193H109ZM126 191H127V189H126ZM129 191H131V190H129ZM142 191V190H141ZM140 191V192H141ZM148 191L150 192V194H152V187H149L148 188ZM147 191V192H148ZM178 191H179V189H178ZM181 191V190H180ZM187 191V190H186ZM205 191V190H204ZM207 191H209V189L207 190ZM233 191H235V190H233ZM252 191V192H253ZM36 192V191H35ZM177 192V191H176ZM189 192H190V194H191V191L189 190ZM195 192V191H194ZM201 192V194H204V193H202V191H200ZM210 192V191H209ZM220 192H221V190H220ZM106 193V194H107ZM137 193V192H136ZM170 193H171V191H170ZM180 193V192H179ZM179 193L177 194V195H179ZM183 193V192H182ZM196 193V192H195ZM199 193V192H198ZM206 193V192H205ZM223 193V192H222ZM143 194V193H142ZM154 194H158L157 192L156 193H154ZM210 194V193H209ZM214 194V193H213ZM218 194H219V192H218ZM183 196H186L185 194H182ZM181 195V196H182ZM192 195H194L193 193L191 194V196ZM212 195V194H211ZM233 195H234V193H233ZM248 195V194H247ZM253 195V194H252ZM62 196V195H61ZM61 196H60V198H61ZM153 196V195H152ZM160 196V195H159ZM170 196V195H169ZM168 196V194H167V196L166 197H169ZM175 196V195H174ZM183 196H182V198H183ZM190 196V195H189ZM189 196H188V198H189ZM220 196H221V194H220ZM222 196H224V195H222ZM68 197V196H67ZM180 197V196H179ZM200 197H202V196H200ZM205 197V196H204ZM230 197V196H229ZM245 197V196H244ZM59 198V199H60ZM70 198V197H69ZM69 198H67V199H69ZM129 198V197H128ZM138 198V197H137ZM151 198V197H150ZM154 198H157V197H154ZM169 198H171V196L169 197ZM168 198V199H169ZM197 198H199V197H197ZM206 198V197H205ZM223 198V197H222ZM247 198V197H246ZM58 199V200H59ZM225 199H227V198H224V200ZM183 200V199H182ZM188 200V199H187ZM186 200V201H187ZM192 200V199H191ZM196 200V199H195ZM228 200H229V198H228ZM246 200V199H245ZM244 200V201H245ZM60 201V200H59ZM62 201H63V199H62ZM61 201V202H62ZM64 201H66V200H64ZM69 201V200H68ZM73 201V200H72ZM160 201V200H159ZM163 201V200H162ZM165 201H167V200H165ZM170 201V200H169ZM183 201H185V200H183ZM183 201H181V202H183ZM200 201V200H199ZM199 201H195L197 204L195 205V204H193V205H191V207H193V208H191V209H189L188 211H186L188 208H190V204L188 205H186V206H189V207H187V209L185 210V207H184V210H182L183 208V206L180 208V207H178V208H176V209H178L179 210V208L181 209V212L183 213V211H185L186 213H188L189 211L191 212L192 211V213L190 214L191 215V218H190V215H189V213H188V215H189V218H190V220L192 219V217L193 216H195V213H198L199 211V209L202 207V204H200V202ZM203 201V200H202ZM232 201H233V199H232ZM232 201H230V202H232ZM54 202V201H53ZM175 202V201H174ZM173 202V203H174ZM194 202V203H195ZM199 202V203H198ZM222 202V201H221ZM224 202H226V201H224ZM55 203H56V201H55ZM193 203V200H192V202H191V204ZM227 203V202H226ZM57 204V203H56ZM67 204V203H66ZM65 204V205H66ZM168 204V203H167ZM184 204V203H183ZM210 204V203H209ZM213 205H214V203H212ZM211 204V207L213 206ZM249 204V203H248ZM181 205V204H180ZM228 205H230V204H228ZM165 206V205H164ZM173 206V205H172ZM175 206V205H174ZM177 206V205H176ZM203 206H205V205H203ZM215 206H217V205H215ZM214 206V207H215ZM231 206H233V205H231ZM247 206V205H246ZM161 207V206H160ZM166 207V206H165ZM165 207H162V209H164ZM208 207V206H207ZM210 207V206H209ZM211 207H210V209H211ZM227 207V206H226ZM231 208V207H230ZM233 209L235 208V207H232ZM255 208V207H254ZM257 208V207H256ZM60 209H62V208H59V210ZM108 209V208H107ZM110 209V208H109ZM113 209V208H112ZM132 208H130V210H131ZM159 209V208H158ZM161 209V208H160ZM175 208H174V211L176 210ZM214 209V208H213ZM217 209V208H216ZM219 209V208H218ZM58 210V209H57ZM201 210H205V209H203V207H202V209ZM235 211H236V208L234 209ZM63 211V210H62ZM111 211V210H110ZM134 211V209L132 210V212ZM157 211V210H156ZM167 211V210H166ZM165 211V212H166ZM171 211H173V210H171ZM170 211V212H171ZM177 211V210H176ZM196 211V212H195ZM224 211H227V209L226 210H224ZM54 212H55V210H54ZM106 212H108V211H106ZM158 212V211H157ZM160 212V211H159ZM158 212V213H159ZM180 212V211H179ZM178 212V213H179ZM180 212V213H181ZM195 212V213H194ZM200 212H203V211H200ZM206 212V211H205ZM214 212V211H213ZM234 212V211H233ZM237 212V211H236ZM53 213V212H52ZM66 213V212H65ZM69 213V212H68ZM92 213V212H91ZM97 213V212H96ZM169 213V212H168ZM175 214H176V212H174ZM179 213V214H180ZM223 213H225V212H223ZM230 213V212H229ZM232 213V212H231ZM70 214V213H69ZM95 214V213H94ZM103 214V213H102ZM157 214V213H156ZM185 214V213H184ZM199 214V213H198ZM214 214V213H213ZM216 214V213H215ZM227 214H228V212H227ZM234 214H235V212H234ZM246 214V213H245ZM44 215V214H43ZM106 215V214H105ZM173 215V214H172ZM181 215H183V214H181ZM187 214L186 215H183V217H185V216H188ZM200 215V214H199ZM96 216V215H95ZM157 216V215H156ZM211 216V215H210ZM214 216V218H215V215H213ZM230 216V215H229ZM231 216H232V214H231ZM230 216V217H231ZM115 217V216H114ZM176 217V216H175ZM182 217V216H181ZM218 217V216H217ZM221 217V216H220ZM220 217H218V218H220ZM93 218H95L94 216H93ZM97 218H100V217H97ZM103 218V217H102ZM165 218V217H164ZM169 217H167L166 219H168ZM177 218V217H176ZM175 218V219H176ZM179 218V217H178ZM188 218V219H189ZM206 218V217H205ZM204 218V219H205ZM208 218V217H207ZM187 219V220H188ZM216 219V218H215ZM222 219V218H221ZM220 219V220H221ZM228 219V218H227ZM244 219V218H243ZM245 219H247V218H245ZM109 220V219H108ZM178 220V219H177ZM189 220V221H190ZM229 220V219H228ZM53 221V220H52ZM105 221H107V220H104V222ZM197 221H199V220H197ZM203 221V220H202ZM209 221H215V220H209ZM227 221V220H226ZM225 221V222H226ZM231 221H233V220H231ZM44 222V221H43ZM96 222V221H95ZM240 222H241V220H240ZM243 222V221H242ZM100 223V222H99ZM98 223V224H99ZM164 223V222H163ZM162 223V224H163ZM173 224H174V222H172ZM176 223V222H175ZM200 223V222H199ZM205 223V222H204ZM210 223H212V222H210ZM97 224V225H98ZM176 224H178V223H176ZM176 224H174V226H176ZM201 224H203V223H201ZM206 224V223H205ZM245 224V223H244ZM60 225V224H59ZM129 225V224H128ZM210 225V224H209ZM212 225V224H211ZM124 226H126V225H124ZM129 226H131V225H129ZM135 226V225H134ZM173 226V225H172ZM264 225H262V226H260V227H262L258 232H256L255 234L251 231V230H249V233H248V235L246 236V237H244V238H246V239H244V238H242V237H239V236H235V235H233L234 236V239H235V241L243 248V249H246V250H248V256H246L245 258H243V259H240L239 261H240V264H264V227H263ZM103 227H104V224H103ZM133 227V226H132ZM204 227V226H203ZM208 227V226H207ZM210 227V226H209ZM212 227H213V225H212ZM126 228V227H125ZM144 228V227H143ZM162 228V227H161ZM159 229V230H163V229ZM165 228V227H164ZM122 229H123V227H122ZM197 230L198 229V231L199 230H201L200 229V226H199V224L198 223H196L192 228H191V230ZM213 229H215V228H213ZM230 229V228H229ZM255 229V228H254ZM111 230H113V229H111ZM211 230V229H210ZM209 230V231H210ZM100 231V230H99ZM108 231V230H107ZM202 232H205V231H207V229H205V228H203L202 230H201ZM209 231H208V233H209ZM216 231V230H215ZM232 231H234V232H236L235 231V229L233 228L232 229ZM213 233H214V231H212ZM198 233H200V232H198ZM160 234V233H159ZM162 234V233H161ZM210 234V233H209ZM102 235V234H101ZM203 236L205 235L204 233L202 234ZM238 235V234H237ZM92 236V235H91ZM163 236V235H162ZM161 236V237H162ZM209 236V235H208ZM230 236V235H229ZM96 237H97V235H96ZM158 237V236H157ZM220 237V236H219ZM203 238V240H204V237H202ZM205 238H206V236H205ZM165 239V238H164ZM231 239H233V238H231ZM130 239H128V241H129ZM190 240V239H189ZM220 240H221V238H220ZM207 240H205V242H206ZM214 241V240H213ZM121 242V241H120ZM185 242V241H184ZM158 243V242H157ZM165 243V242H164ZM199 243H203L204 244V242L203 241H201V242H199ZM213 242L211 241V244H212ZM133 245V244H132ZM159 245H160V243H159ZM182 246L184 245V246H186V244H181ZM87 246V245H86ZM148 246V245H147ZM188 246V245H187ZM238 246V245H237ZM144 247V246H143ZM209 247V246H208ZM214 247H215V245H214ZM157 248V247H156ZM210 248H213V246H210ZM84 249V248H83ZM147 249V248H146ZM194 249V248H193ZM231 249V248H230ZM88 250V249H87ZM199 250V249H198ZM227 250V249H226ZM239 250V249H238ZM208 251V250H207ZM224 251V250H223ZM242 251V250H241ZM86 252H88V251H86ZM95 252H97V251H95ZM94 252V253H95ZM144 252V251H143ZM208 252H210V251H208ZM89 253V252H88ZM94 253H92L91 255L93 256V254ZM158 253V252H157ZM182 253V252H181ZM207 253V252H206ZM205 253V254H206ZM243 253H245V252H241V254H243ZM87 254V253H86ZM126 254V253H125ZM201 254V253H200ZM200 254H196L197 255V257L200 255ZM203 254V253H202ZM201 254V255H202ZM215 254H217L218 255V252L217 253H215ZM225 254V253H224ZM235 254V253H234ZM240 254V255H241ZM89 255V254H88ZM90 255V256H91ZM200 255V256H201ZM220 255V254H219ZM137 256V255H136ZM179 256V255H178ZM206 256V255H205ZM236 256V255H235ZM146 258H148L147 256H145ZM177 257V256H176ZM196 257V256H195ZM196 257V258H197ZM242 257V256H241ZM92 258H94V257H92ZM91 258V259H92ZM102 258V257H101ZM152 258V257H151ZM150 258V259H151ZM177 258H179V257H177ZM192 258V257H191ZM226 258V257H225ZM224 258V259H225ZM96 259V258H95ZM94 259V260H95ZM150 259H148V260H150ZM186 259V258H185ZM231 259V258H230ZM233 259V258H232ZM231 259V260H232ZM76 260V259H75ZM97 260V259H96ZM98 260H99V258H98ZM101 260V259H100ZM100 260H99V262H100ZM125 260V259H124ZM147 260V259H146ZM181 260V259H180ZM206 260V259H205ZM223 260V259H222ZM243 260H245V262L243 263ZM81 261V260H80ZM144 261V260H143ZM143 261H141V263L143 262ZM158 261V260H157ZM198 261H199V259H198ZM221 261V260H220ZM233 261H235V259H233ZM89 262V261H88ZM91 262H93V260L91 261ZM99 262H97V264L99 263ZM138 262V261H137ZM140 262V261H139ZM179 262V261H178ZM186 262V261H185ZM184 262V263H185ZM192 262H194L193 260H192ZM191 262V263H192ZM225 262H226V260H225ZM225 262H223L222 264H224ZM74 263V262H73ZM77 263V262H76ZM123 263V262H122ZM146 263V262H145ZM152 263V262H151ZM182 263V262H181ZM181 263H179V264H181ZM196 263H198L197 261H196ZM216 263V262H215ZM218 263V262H217ZM226 263H228V262H226ZM78 264V263H77ZM85 264H87V263H85ZM94 264V263H93ZM128 264V263H127ZM150 264V263H149ZM152 264H162V263H160V262H156V263H152ZM193 264V263H192ZM219 264V263H218ZM221 264V263H220Z\"/></svg>",
    "mask_w": 264,
    "mask_h": 264
}]
</instances>
